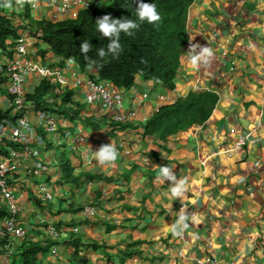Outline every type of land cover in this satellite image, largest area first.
Wrapping results in <instances>:
<instances>
[{"label": "crops", "instance_id": "1", "mask_svg": "<svg viewBox=\"0 0 264 264\" xmlns=\"http://www.w3.org/2000/svg\"><path fill=\"white\" fill-rule=\"evenodd\" d=\"M32 1L39 4L32 17L62 19L42 0ZM23 35L34 46L28 58L55 74L50 79L29 74L26 92L50 80L56 90L47 96L49 104L63 111L62 94L72 93L68 106L72 115L51 112L58 116L59 129L50 134L37 126L34 110L29 112L37 136L31 145L38 156L54 149L67 162L41 179L54 195L52 202L40 198L38 180L23 173L16 176L21 209L17 221L26 236L12 248L8 243L0 246V264H12L32 244L45 247L56 241L49 235L51 227L67 242L81 238L83 255L93 264H206L208 258L219 264H264V0H194L175 87L139 80L121 91V112L135 113L124 124L115 123L114 112L101 104L86 102L93 72L69 66L29 33ZM191 43L213 50L207 64L191 63L187 53ZM5 61L0 57V63ZM7 84L0 88L5 110L11 104ZM191 94L214 100L205 122L165 137L145 133L146 123L161 107ZM6 137L10 140V135ZM76 137L84 142L75 145ZM242 137L247 143L236 150ZM110 143L119 157L110 167H101L93 153ZM55 165L54 161L51 166ZM163 166L174 168L177 178L186 181L179 199L170 195V182L161 184L156 178ZM88 206L96 210L92 219L83 214ZM181 207L190 226L175 237L172 213ZM52 245L59 256L51 249L43 264H73V249Z\"/></svg>", "mask_w": 264, "mask_h": 264}, {"label": "trees", "instance_id": "2", "mask_svg": "<svg viewBox=\"0 0 264 264\" xmlns=\"http://www.w3.org/2000/svg\"><path fill=\"white\" fill-rule=\"evenodd\" d=\"M25 1V7L22 9L16 0H0L1 58H12L15 43L27 32L38 43L50 48L55 55L66 60L73 59L83 71L93 72L91 80L109 82L119 91L133 88L139 80L171 90L175 87L174 81L181 65L182 51L188 39V10L194 0H143L145 3L156 5L161 16V20L156 24L141 23L135 14L137 5L130 3V0H105L94 9L81 10L76 18H62L56 21L32 17L29 0ZM104 15H110L114 19H133L139 24L132 36L121 34L122 50L117 58L108 56L101 59L96 54L99 48L106 49L108 43L107 38H100L95 30L97 19ZM21 21L23 26L19 25ZM84 40H88L92 45L88 60H85L80 52V45ZM39 53L43 56L46 54L45 51ZM5 62L0 63V88L8 82ZM55 90L56 85L53 82L43 80L32 93L26 92L27 102L31 104L29 107L35 112H59L47 100V96L54 94ZM71 97L72 93L62 94L63 108L71 104ZM211 98L205 94H191L174 105L161 107L156 116L146 123L145 133L155 135L160 132L165 137L205 122L214 106V100ZM55 106L59 107L57 104ZM20 117L21 115L14 114L12 109L5 110L0 106V157L7 155L11 149H19V146L13 145L3 135L2 128H8L10 124L16 125ZM9 216L7 207H4L0 211V231ZM7 243L0 235V246L4 247ZM53 246L32 244L17 255L21 258L20 262L14 261L12 264H39V253L51 252ZM66 246L74 250L73 264H93L83 255L84 245L81 238L73 237Z\"/></svg>", "mask_w": 264, "mask_h": 264}, {"label": "built area", "instance_id": "3", "mask_svg": "<svg viewBox=\"0 0 264 264\" xmlns=\"http://www.w3.org/2000/svg\"><path fill=\"white\" fill-rule=\"evenodd\" d=\"M44 3L53 7L60 18H76L81 10L94 9L102 4V0H42ZM35 5V7H33ZM31 11L38 9V2H30ZM25 4L21 6L23 9ZM23 26V22L20 24ZM192 44V43H191ZM33 43L28 36L22 37L15 43L14 56L5 62L6 74L8 77L7 91L11 97L10 109L14 114L21 115L16 125H12L10 133V142L19 146V149H11L7 155L0 157V195L7 203L9 218L4 221L0 231L1 238L6 239L8 248H12L14 243L26 236L24 228L19 226L17 217L21 209L18 196L16 195L15 180L16 176L23 173L30 179H36L38 183V191L40 198L44 202H52L54 195L46 182H42L51 168L50 164L36 160L38 153L32 148L35 138V128L29 120V112H31V104L27 102L25 84L29 74L40 75L44 79L54 77L53 71L44 66L36 64L30 55V48ZM73 63L69 64L68 61ZM69 66L80 69L79 65L73 60H66ZM2 68L0 67V72ZM62 81V80H61ZM63 83V81H62ZM88 104L99 103L103 109L108 112H114L113 121L118 124L127 123L131 118L135 117V113L125 114L121 112L124 109V99L121 91L115 89L109 82H98L95 80L88 81V92L86 95ZM33 110V109H32ZM37 126L43 128L50 134H55L59 129L58 116L51 112L37 111L35 112ZM69 137L70 134L68 133ZM247 137L239 139L236 150H241L247 143ZM84 142L83 137L75 138V145H81ZM28 162V163H27ZM30 164V165H29ZM258 165V164H256ZM83 214L86 218L92 219L96 215L93 207H85ZM49 235L53 239H58L60 234L56 228L51 227L48 230ZM53 255H58V248L52 249ZM206 264H219L218 259L208 258Z\"/></svg>", "mask_w": 264, "mask_h": 264}, {"label": "clouds", "instance_id": "4", "mask_svg": "<svg viewBox=\"0 0 264 264\" xmlns=\"http://www.w3.org/2000/svg\"><path fill=\"white\" fill-rule=\"evenodd\" d=\"M25 0H16V3L20 6L24 5ZM30 3V0H29ZM130 3H135L137 6L135 8V14L137 19L143 23L156 24L161 20V16L157 11L156 5L154 3H145L143 0H130ZM9 7L11 5H8ZM35 7V5H33ZM139 28V24L129 18L114 19L110 15H104L102 18L97 19L95 23V30L100 35V38H107V47L99 48L97 50V56L101 59L105 57L112 56L117 58L122 50V45L120 43L121 34L126 36H132L134 30ZM195 36L190 37L193 40ZM92 51V45L88 40H84L80 45V52L84 56L85 60L89 59L88 53ZM190 56V61L194 66L199 64H207L210 58L213 56V50L207 46H200L199 44H192L189 51L187 52ZM69 64L73 61L69 60ZM98 165L101 167H110L113 165L118 157L119 153L113 144H108L100 147V149L93 153ZM159 174L156 177L161 184L165 182H170L169 190L170 195L179 199L183 192L185 191L186 181L183 179H178L177 175L174 173L172 167L163 166L158 167ZM175 217L173 224L170 226L172 228V235L175 237H180L183 235L184 231L189 228L188 216L184 207H181L178 212L172 213Z\"/></svg>", "mask_w": 264, "mask_h": 264}, {"label": "rangeland", "instance_id": "5", "mask_svg": "<svg viewBox=\"0 0 264 264\" xmlns=\"http://www.w3.org/2000/svg\"><path fill=\"white\" fill-rule=\"evenodd\" d=\"M26 2V1H25ZM24 2V3H25ZM34 46H32L31 48H30V51L32 50V49H34L33 48ZM2 91H3V89H0V94H2ZM7 94L9 95V93H8V91H7ZM52 107H54L55 109H60L59 107H56V106H53L52 105ZM71 107H68V106H66V107H64L63 108V114L64 115H62L63 117H66V118H69V117H71V115H72V111H71V109H70ZM59 111V110H58ZM67 111V112H66ZM70 111V112H69ZM35 112V111H34ZM60 112V111H59ZM59 112H57L59 115L61 114V113H59ZM62 112V111H61ZM65 112V113H64ZM9 126H11V125H9ZM40 130H42V131H44V132H46V130H44V129H40ZM2 133H3V135L4 136H8V135H10V133H11V129H10V127H8V128H2ZM48 138V137H47ZM46 138V139H47ZM47 154L48 155H46L45 154V152H41L40 154H39V156L38 157H36L35 159L36 160H39V161H42V162H46V161H44L45 159H47L48 160V164H50V166L51 165H53L54 164V161H55V166H51V173L52 174H55L56 172H58L59 171V168H61V167H63L65 164H66V162H67V157H60L59 158V156H57V153H56V151L54 150V149H49L48 150V152H47ZM47 163V162H46ZM58 164V165H57ZM66 172V171H65ZM4 207H7V203L4 201V199L2 198V196L0 195V211L4 208ZM52 243H55L56 244V246L57 247H59L60 249L62 248L63 249V247H65L66 246V243H67V240L65 239V238H58L56 241H51L49 244L51 245ZM41 246H43V244H40ZM19 254V253H18ZM17 254V255H18ZM48 255H50V253L48 252H46V253H44V252H42V253H39V259H38V263L39 264H42V261H43V259L44 258H46ZM59 256V255H58ZM40 257H41V259H40ZM66 257H64V259H65ZM20 260H21V258L20 257H18L17 256V259H16V261L17 262H20Z\"/></svg>", "mask_w": 264, "mask_h": 264}]
</instances>
